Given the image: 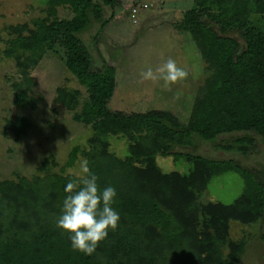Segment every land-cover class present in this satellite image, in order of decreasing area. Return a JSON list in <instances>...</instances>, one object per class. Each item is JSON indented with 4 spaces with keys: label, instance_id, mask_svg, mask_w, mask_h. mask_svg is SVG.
Returning <instances> with one entry per match:
<instances>
[{
    "label": "trees",
    "instance_id": "16d2710c",
    "mask_svg": "<svg viewBox=\"0 0 264 264\" xmlns=\"http://www.w3.org/2000/svg\"><path fill=\"white\" fill-rule=\"evenodd\" d=\"M50 11L28 24L12 26L16 36L6 41L4 53L16 57L24 69L47 52L62 61L88 91V100L74 118L93 128L88 149L75 146L67 162L75 165L79 153L87 157L101 188L117 191L113 207L119 227L110 231L95 253L74 250L68 234L56 226L64 188L74 173L36 174L0 181V264H238L247 240L229 241L231 220L255 222L264 216V183L234 159H214L175 146L193 147L196 138L213 140L220 134L254 131L264 137V29L251 22L264 15V0H194L181 20L180 32H189L207 62L211 75L194 103L187 124L157 110L122 113L108 107L116 88L115 67L93 66L92 54L81 38L95 21L102 30L104 7L118 0H47ZM71 9L69 19L57 16V7ZM239 34L240 41L232 34ZM22 89L21 104L32 102ZM58 97L71 110L78 92L60 88ZM31 126L25 116L7 119L5 131L22 135ZM126 135L130 155L122 158L110 149L109 137ZM255 145L241 136L218 148L248 154ZM175 154L192 164L189 174L164 172L157 155ZM50 168L45 159L42 170ZM238 172L244 192L230 204L199 200L215 176Z\"/></svg>",
    "mask_w": 264,
    "mask_h": 264
},
{
    "label": "rangeland",
    "instance_id": "374dc122",
    "mask_svg": "<svg viewBox=\"0 0 264 264\" xmlns=\"http://www.w3.org/2000/svg\"><path fill=\"white\" fill-rule=\"evenodd\" d=\"M194 0H118L114 7H104V19L109 23L100 30L95 21L81 34L93 58L95 69L103 71L107 65L115 67L116 88L108 107L122 113L161 111L181 124L191 118L194 103L206 86L211 71L189 32H180L174 23L183 18ZM47 0H0V181L33 177L49 172L80 175V164L87 157L79 153L74 166L68 167L69 155L75 146L88 149L93 134L91 125L74 118L88 100V91L67 69L64 61L52 52L44 54L37 64L24 72L16 57L4 53L6 41L17 35L12 26L28 24L33 28L37 19L48 16ZM70 8L57 7L59 18L73 17ZM251 22L264 29V15L253 14ZM240 41L239 34H232ZM188 73L176 84L141 79L140 72L156 68L168 59ZM60 88L78 92V107L69 109L58 97ZM33 101L21 104V90ZM20 115L27 117L31 126L22 135L5 131L7 119ZM251 136L255 145L248 154L217 147L232 143L241 136ZM110 149L125 158L130 155L131 141L124 134L109 137ZM192 152L214 159H234L254 173L264 183V137L254 131H235L218 135L213 140L196 138L193 147L175 146L176 152ZM45 159L50 168L42 170ZM158 165L164 172L189 174L192 164L175 154L157 155ZM245 189L243 177L228 171L212 178L199 200L207 203H233ZM247 240L244 254L238 264H264V216L255 222L231 220L230 235L224 244L230 251L229 241Z\"/></svg>",
    "mask_w": 264,
    "mask_h": 264
},
{
    "label": "clouds",
    "instance_id": "9594fccd",
    "mask_svg": "<svg viewBox=\"0 0 264 264\" xmlns=\"http://www.w3.org/2000/svg\"><path fill=\"white\" fill-rule=\"evenodd\" d=\"M187 75L171 58L156 68L149 66L140 72L142 80L153 83L162 80L165 86L176 84ZM98 180L87 162H82L78 178L70 179L64 188L66 196L56 219V226L68 234L72 248L85 255L95 253L109 232L119 227L121 219L113 207L118 195L115 187L101 188Z\"/></svg>",
    "mask_w": 264,
    "mask_h": 264
}]
</instances>
